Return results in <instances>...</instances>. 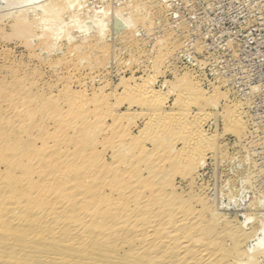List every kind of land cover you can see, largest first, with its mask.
Here are the masks:
<instances>
[{
  "label": "bare ground",
  "instance_id": "1",
  "mask_svg": "<svg viewBox=\"0 0 264 264\" xmlns=\"http://www.w3.org/2000/svg\"><path fill=\"white\" fill-rule=\"evenodd\" d=\"M34 1L0 0V4L13 9L5 16L0 14V89L13 87L19 93L27 86L47 89L50 91L47 104H53L58 97L59 101L63 93L64 104L55 102L50 116L69 126L80 127L85 134L98 135L107 127L106 114L91 110L93 99L86 82L80 81L78 90L72 87V82L83 72L87 75L89 70L94 72L95 66L100 65V58L113 54L112 44L106 39L108 11L102 15L94 12L87 15L90 26L94 25V36L87 32L78 40L74 32L79 31L80 26L83 28L85 19L82 25L78 23L81 20L75 0H52L48 4L44 0L42 7L37 6L40 4L33 6ZM30 4L33 5L28 6ZM34 8H40L36 10H40V18ZM120 14L117 21L123 20ZM135 17L131 15L117 30L130 46L140 42L136 27L140 17ZM47 18L51 22L45 28L41 20ZM170 44L180 43L171 36L166 39L164 49L160 47L157 51L160 65L167 60L165 50L171 49ZM160 65H155L156 73ZM186 76L187 82L177 89V118L172 125L162 124L159 130L161 134L176 128L186 130L188 143L176 149L169 141L163 144L151 138L154 148L148 151L127 125H118L117 134L110 141L120 156L129 154L132 168L141 161L152 171L153 167L161 168L165 164L163 157L174 154H178L180 162L190 164L192 157L201 153L206 132L197 120L207 117L208 113L197 103V113L191 114L187 100L190 97L195 100L205 92L190 74ZM91 77V80L96 79ZM154 82L155 79L147 78L138 81L133 76L121 77L120 81L123 94L132 97L129 104L146 105L145 114L150 120L166 116L165 95ZM56 89L60 93L53 95ZM214 89L219 93L217 87ZM115 90L107 92L105 85L92 87L94 99L103 102L98 106L106 107L107 112L115 109L107 100L119 96ZM21 99L25 104L29 101ZM243 104L239 100L234 103L238 109ZM242 114L243 111L237 112L233 118L244 126ZM30 116L34 118V112L31 111ZM88 125L94 129L89 131ZM5 135L0 134V148L7 140ZM47 143L43 142L38 150L50 148ZM127 143L137 146L139 152H131ZM33 146L30 143L20 150L19 156L25 157L24 161L21 162L20 157L18 162L10 161L4 169L0 167V264H264V220H257L255 215L239 212L227 216L213 208L204 197L197 199L202 209L195 211L191 202L165 195L160 189L164 184L159 185L154 179L149 182L133 173L125 184L115 186L118 195L111 199L115 202L104 201L99 199L100 192L90 193L87 187L92 183L90 179H84L85 176L71 178V173L82 166L76 164L75 154L65 158L70 177L59 179L40 156L31 157L30 154L36 152ZM90 149L97 151L95 145ZM147 153L149 158H143ZM96 164L92 180L101 173L102 164L98 161ZM122 164L112 167L114 173ZM155 203L159 205L155 207ZM126 244L127 248L121 251Z\"/></svg>",
  "mask_w": 264,
  "mask_h": 264
},
{
  "label": "rangeland",
  "instance_id": "2",
  "mask_svg": "<svg viewBox=\"0 0 264 264\" xmlns=\"http://www.w3.org/2000/svg\"><path fill=\"white\" fill-rule=\"evenodd\" d=\"M35 1L32 5L40 4L37 5L40 7L52 0ZM75 2L81 20L78 19V23L82 25L85 19L83 28L79 25V31L75 30L77 34L74 32L78 40L87 32L94 36L95 28L94 25L90 26L87 15H102V12L108 11L106 39L112 44L113 54L100 58V65L95 66L94 72L89 70L88 75L83 72L75 76L72 82L75 90L80 88V81L87 83L89 96L93 99L91 110L106 114L107 127L98 135L92 132L85 134L80 127L69 126L50 116L55 110V102L64 104L63 93L59 101L58 97L53 104H47L50 95L47 89L27 86L19 93L16 88L4 87L0 89V134H6L4 137L7 140L0 148V167L4 169L10 161L18 162L20 157L21 162L24 161L25 157L22 159L19 152L32 143L36 152L30 154L31 157L40 156L59 179L66 180L70 176L90 179L92 183L87 186L90 193L100 192L99 199L104 201L115 202L111 200L118 195L115 186L125 184L130 173H133L142 175L149 182L154 179L159 185L164 184L160 189L165 195L191 202L195 211L202 209L197 199L204 197L213 208L227 216L247 212L255 215L257 220H264V0ZM7 8L0 4V14L5 16L12 9ZM37 9L40 8H34V12ZM39 11L36 12L37 18L41 17ZM117 13H122V21H117ZM131 15L140 17H137L136 24L140 42L134 46L127 44L126 39L117 33ZM49 20H41L45 28L50 25ZM86 25L88 29L84 27ZM170 36L173 40H179L180 44H170L171 49L165 50L167 60L160 65L161 58L157 51L160 47L164 49L163 44ZM58 42L61 44L60 40ZM157 63L160 65L158 73L154 69ZM187 73L200 83L205 92V95L197 96L195 100L191 97L187 100L192 109L191 114L197 113V103L208 113L207 117L197 120L206 132L201 153L193 156L190 164L180 162L178 154H174L163 157L165 164L161 168L153 167L150 171L141 161L132 168L129 154L120 156L113 141H110L117 134L118 125H127L136 139L147 146L148 151L154 148L151 138L163 144L169 141L176 149L188 143L186 130L176 128L166 134H161L159 130L162 124L172 125L177 118V89L187 82ZM91 76L96 79L91 80ZM130 76L138 81L143 78L155 79V87L165 95L163 107L166 116L163 119L150 120L145 114L146 105L129 104L132 97L123 94L120 81L121 77ZM102 85L106 86L107 92L116 89L119 94L107 99L115 107L110 112L106 111V107L98 106L102 101L94 99L92 87ZM216 87L219 93L215 92ZM59 89L54 90L53 95L60 93ZM22 97L29 101L25 104ZM236 100L244 102L242 108L238 109L234 105ZM31 111L34 112V118L30 116ZM240 111H243L244 126L233 118ZM86 128L90 131L94 126L88 125ZM43 142H48L51 147L38 150ZM94 145L97 147L96 152L90 149ZM127 147H130L131 152H139L135 145L127 143ZM68 154H75L76 164L82 165L79 169L74 164L77 169L69 177L65 162ZM143 158L148 159V153ZM97 161L102 164L101 173L92 180ZM118 163H123V166L114 173L112 167ZM158 184L156 186L159 187ZM102 205L105 206V203ZM126 248L127 244L121 247V251Z\"/></svg>",
  "mask_w": 264,
  "mask_h": 264
}]
</instances>
